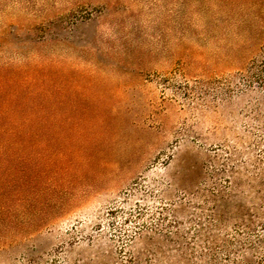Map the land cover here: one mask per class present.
Listing matches in <instances>:
<instances>
[{
    "label": "rangeland",
    "instance_id": "rangeland-1",
    "mask_svg": "<svg viewBox=\"0 0 264 264\" xmlns=\"http://www.w3.org/2000/svg\"><path fill=\"white\" fill-rule=\"evenodd\" d=\"M0 115V264H264V0H0Z\"/></svg>",
    "mask_w": 264,
    "mask_h": 264
},
{
    "label": "trees",
    "instance_id": "trees-1",
    "mask_svg": "<svg viewBox=\"0 0 264 264\" xmlns=\"http://www.w3.org/2000/svg\"><path fill=\"white\" fill-rule=\"evenodd\" d=\"M35 122L41 123V120L0 115V164L11 160L12 156L8 152L12 148L27 145V138L32 134V125Z\"/></svg>",
    "mask_w": 264,
    "mask_h": 264
}]
</instances>
